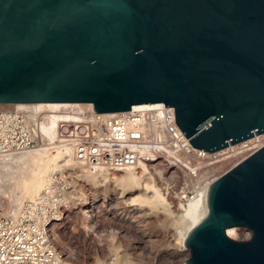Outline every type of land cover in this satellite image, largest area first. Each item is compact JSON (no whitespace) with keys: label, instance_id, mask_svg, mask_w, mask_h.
<instances>
[{"label":"water","instance_id":"1","mask_svg":"<svg viewBox=\"0 0 264 264\" xmlns=\"http://www.w3.org/2000/svg\"><path fill=\"white\" fill-rule=\"evenodd\" d=\"M38 103H164L211 153L264 134V0H0V104ZM208 204L187 264H264V147Z\"/></svg>","mask_w":264,"mask_h":264},{"label":"built area","instance_id":"2","mask_svg":"<svg viewBox=\"0 0 264 264\" xmlns=\"http://www.w3.org/2000/svg\"><path fill=\"white\" fill-rule=\"evenodd\" d=\"M54 116L60 118L52 146L66 149L75 162L102 184L108 182L104 176L109 178L113 172L140 163L153 170L157 168L163 175L168 166L170 171L165 178L170 184L176 156L181 152L178 144L191 151L189 139L177 124L175 109L164 103L138 105L128 112L114 114H98L93 106L27 112L7 110L0 104V158L47 147L43 128ZM183 139L188 143L184 144ZM55 180L51 190L45 189L36 201L24 203L15 216L7 213L5 198L0 193V264H80L66 253L57 232L72 213L63 199L76 192L70 179ZM83 215L84 212L82 219ZM92 226L95 228V224ZM80 229L86 236L93 235L81 225Z\"/></svg>","mask_w":264,"mask_h":264},{"label":"rangeland","instance_id":"3","mask_svg":"<svg viewBox=\"0 0 264 264\" xmlns=\"http://www.w3.org/2000/svg\"><path fill=\"white\" fill-rule=\"evenodd\" d=\"M71 163L63 169L67 174L73 175L75 184L91 198L88 199V205H85L83 210L81 205L84 207V203L77 200L76 205L71 208L72 213L65 226L57 229L67 254L70 253L78 258L83 251L96 248L99 251L103 250L108 258H115L114 264H117L118 259L123 256H128L131 264H187L188 261L184 263V260L191 259V250L187 245L182 244L179 234L182 224L185 226L190 222V219L184 215V206L191 200L189 198L192 197V188L197 180L189 181L187 185L182 181L178 190L166 191L159 182L156 170L147 168L146 174L140 176L142 178L136 185L117 183L118 177L124 172L111 175L106 179L108 182L102 184L97 178L87 181L82 176L88 171ZM231 165L230 160L203 165L199 167L200 173L198 171L196 176L202 181L209 178L217 180L229 170ZM150 187L160 191L165 198L168 211L161 205L152 207L137 201L138 197L147 198L154 195ZM183 191L189 201L184 202L179 197ZM1 194L3 195L2 192ZM5 201L7 206L6 198ZM84 211L91 213L92 223L95 224L97 235L103 240L102 243L94 244L96 238L90 233L86 236L80 229V225L84 229L90 227L87 222H83ZM234 229L236 232L232 239L239 242L251 239L250 230ZM85 263L97 264L99 261Z\"/></svg>","mask_w":264,"mask_h":264},{"label":"bare ground","instance_id":"4","mask_svg":"<svg viewBox=\"0 0 264 264\" xmlns=\"http://www.w3.org/2000/svg\"><path fill=\"white\" fill-rule=\"evenodd\" d=\"M5 109H17V110H24V111H42V110H50L53 112L63 111V109H67L70 107H86L92 108L91 104H68V103H38V104H1ZM138 106V105H137ZM135 106V107H137ZM11 108V109H10ZM60 117L54 116L50 119L48 125L44 126L43 130L46 135L47 140V147L43 150L29 152L20 156L15 157H8V158H0V191L3 193L4 197L8 201L6 207L7 213L11 216H15L19 210L21 209L22 205L26 202L36 201L39 197V194L45 190H51L53 188L52 184L55 181L65 180L66 178L71 180V183L74 187L76 192L75 195L71 193L65 195L64 206H67L68 209L73 208L76 205V200H80L81 203H84V207L81 205V210L85 208V205H88V199L91 198L90 196L86 195L79 188L78 185L74 182L73 175H69L65 177L66 174L65 168L68 163L72 162L71 164L81 167L88 171L86 168L75 162L71 157L70 153L63 148H57L52 146L56 140V127L57 121ZM184 144L188 143L187 139H183ZM191 144V143H190ZM180 147V154L176 156V162L173 167V181L172 183H168L165 175L170 171L168 166L165 168V174L163 175L158 171L156 168V173L160 176L159 182L166 191L171 190H178L182 181L187 185V182L192 180H197L196 184L192 188V197L189 201L188 196L183 191L179 194V197L184 200H188L187 205L184 206V215L190 219V222L185 226L182 224L180 229V234L182 238V244L186 246V241L188 239V235L193 231L197 225H199L209 214V204H208V197L209 191L211 186L219 179L209 178L198 179L196 174L200 173L199 167L203 165L215 164L221 162V160H230L232 163L229 170L226 171L228 173L232 169H234L237 165L248 159L250 156L258 152L264 147V134H255L254 137L232 145L230 144L229 147L224 148L217 152H207L205 150L194 148L191 145V151H185L183 146L179 143ZM201 151V152H200ZM147 168L150 169L149 165L145 163H140L138 166L134 168H128L122 171L113 172L111 175H115L117 173L124 172L120 177L117 179V183L120 185H136L140 182V176H143L147 172ZM80 169V168H79ZM64 170V171H62ZM217 170V169H216ZM82 177L85 178L87 181H91L96 179L97 177L91 174L89 171L85 172ZM225 173V174H226ZM224 174V175H225ZM59 175L61 177H59ZM110 175V176H111ZM222 175V176H224ZM221 176V177H222ZM81 177V176H80ZM214 177V176H213ZM220 177V178H221ZM65 178V179H64ZM105 180L107 177H105ZM100 180V179H99ZM101 181V180H100ZM183 183V184H184ZM171 185V187H170ZM174 185V186H172ZM154 191V195L150 197L141 198L138 197L137 201L151 205L152 207H158L161 205L165 208H168L165 202V198L162 196L159 190L155 189L154 187H150ZM149 189V187H148ZM0 192V193H1ZM76 199V200H75ZM150 206V207H151ZM163 208V209H164ZM169 209V208H168ZM167 209V211H168ZM186 213V214H185ZM83 222H87L90 227L85 229L89 232H92L94 237L96 238V242L94 244L102 243V239L98 237L96 229L92 226V219L90 215L84 211L83 215ZM85 224V223H84ZM79 226V225H78ZM236 230L234 228H230L227 230L228 236L234 237ZM232 239V238H231ZM234 240V239H233ZM64 245V244H62ZM128 257V256H127ZM125 256L118 259L117 264H131L129 261L130 258ZM189 257V256H188ZM129 259V260H128ZM185 259V258H184ZM76 261L80 264H86L85 262L91 261H99L97 264H114L115 258H108L105 256V252L103 250L99 251L98 249H89L85 250L82 253V257L76 258ZM102 261V262H100ZM188 261V258L184 260ZM186 264V263H185Z\"/></svg>","mask_w":264,"mask_h":264}]
</instances>
